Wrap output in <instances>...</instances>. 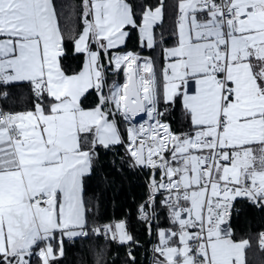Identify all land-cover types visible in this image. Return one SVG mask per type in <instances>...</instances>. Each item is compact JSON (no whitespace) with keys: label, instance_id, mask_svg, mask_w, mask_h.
<instances>
[{"label":"snow or ice","instance_id":"snow-or-ice-1","mask_svg":"<svg viewBox=\"0 0 264 264\" xmlns=\"http://www.w3.org/2000/svg\"><path fill=\"white\" fill-rule=\"evenodd\" d=\"M67 7L62 19L53 0H0V264H57L65 238L89 234L134 242L124 221L89 228L85 177L116 145L147 173L137 211L156 227L154 264H246L252 240L236 241L230 221L238 200L264 209V0H175L172 46L155 33L163 0ZM133 32L146 55L123 50ZM177 105L179 133L161 119ZM141 114L125 140L116 117ZM255 243L264 253V231Z\"/></svg>","mask_w":264,"mask_h":264},{"label":"trees","instance_id":"trees-1","mask_svg":"<svg viewBox=\"0 0 264 264\" xmlns=\"http://www.w3.org/2000/svg\"><path fill=\"white\" fill-rule=\"evenodd\" d=\"M57 6V11L61 17L69 11L67 5L75 4L78 0H53ZM134 5L147 2L156 5L159 0H129ZM164 19L155 29L157 38L163 35L167 42L164 46H172L175 37L171 35L174 28L175 0H163ZM66 56L63 62L73 70H78L82 64V57L73 52L72 41L66 39ZM124 51H137L146 55L148 50L141 49L135 32L130 33V39L123 48ZM157 67L162 63L160 49L155 52ZM117 83L123 84L125 77L123 72L115 75ZM16 92L26 94V89L20 87ZM96 96L88 95L83 101L84 108H91L95 105ZM162 120L170 124L174 132L187 131L188 125L183 118L182 109L179 105L165 113ZM121 134L127 139V124L122 117H116ZM99 156L93 166V172L85 177V199L90 209L87 213L89 228L93 225H102L115 223L118 221L126 222L127 231L133 236V241L126 244H120L115 241L105 240L103 237H97L89 234L88 237L74 238L71 242L64 243V256L60 258L57 264H93V254L102 249L105 252L107 264H133L129 257V252L135 257L134 264H153V248L156 243V227L149 234L148 226L145 222L137 219L138 206L143 202L147 195V173L146 170L133 168L130 166L125 149L122 145H116L111 149L99 148ZM231 218V226L236 241L241 239H251L252 246L246 249V264H264V253H261L256 247V234L264 231V209L257 208L247 201L238 200ZM154 225H163L167 227L164 218ZM156 257V256H155Z\"/></svg>","mask_w":264,"mask_h":264},{"label":"rangeland","instance_id":"rangeland-1","mask_svg":"<svg viewBox=\"0 0 264 264\" xmlns=\"http://www.w3.org/2000/svg\"><path fill=\"white\" fill-rule=\"evenodd\" d=\"M109 73L112 74L111 72H109ZM113 80L116 81L115 77L112 76V75H108V81H109V84H111V82H112ZM116 82H117V81H116ZM124 82H125V81H124ZM161 119H162V118H161ZM125 122H126V124H127V128L131 126V122H128V121H125ZM137 124L139 125V123H137ZM153 264H154V262H153Z\"/></svg>","mask_w":264,"mask_h":264},{"label":"water","instance_id":"water-1","mask_svg":"<svg viewBox=\"0 0 264 264\" xmlns=\"http://www.w3.org/2000/svg\"><path fill=\"white\" fill-rule=\"evenodd\" d=\"M143 120H145V116L143 115V114H141V115H139V116H137L133 121L134 122H140V121H143ZM164 121V120H163ZM164 122H166V121H164ZM168 123V122H167ZM170 125V124H169Z\"/></svg>","mask_w":264,"mask_h":264},{"label":"bare ground","instance_id":"bare-ground-1","mask_svg":"<svg viewBox=\"0 0 264 264\" xmlns=\"http://www.w3.org/2000/svg\"><path fill=\"white\" fill-rule=\"evenodd\" d=\"M137 123H139V125L140 124H142V123H147V118H146V116H145V120H143V121H140V122H134V121H131V126H133V125H135V126H139Z\"/></svg>","mask_w":264,"mask_h":264},{"label":"built area","instance_id":"built-area-1","mask_svg":"<svg viewBox=\"0 0 264 264\" xmlns=\"http://www.w3.org/2000/svg\"><path fill=\"white\" fill-rule=\"evenodd\" d=\"M234 210H235V207H234ZM234 210H233V212H234ZM137 219L139 220V221H141L140 219H139V217H138V213H137ZM143 222V221H142ZM65 241H69V242H71L72 241V239H68V238H65ZM155 254L153 255V258H154V260H155Z\"/></svg>","mask_w":264,"mask_h":264},{"label":"crops","instance_id":"crops-1","mask_svg":"<svg viewBox=\"0 0 264 264\" xmlns=\"http://www.w3.org/2000/svg\"><path fill=\"white\" fill-rule=\"evenodd\" d=\"M105 91H107V89H105ZM85 109H88V108H85ZM159 243V241H158V239H157V237H156V243H155V246L157 245ZM156 255V254H155ZM157 257H155V259H156Z\"/></svg>","mask_w":264,"mask_h":264}]
</instances>
